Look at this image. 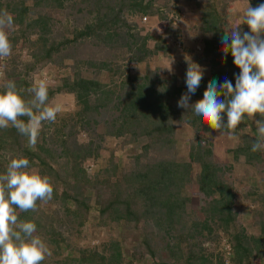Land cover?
<instances>
[{
    "label": "trees",
    "instance_id": "trees-1",
    "mask_svg": "<svg viewBox=\"0 0 264 264\" xmlns=\"http://www.w3.org/2000/svg\"><path fill=\"white\" fill-rule=\"evenodd\" d=\"M26 1L28 0L18 1L17 11L8 10L9 6L0 1V10L7 8L14 23L13 28L8 30L12 53L5 57L3 74L5 78L15 82L25 100L32 98L27 89L35 85L32 77L37 72L44 68L57 72L63 68L65 61L72 58L75 60V68L87 65L94 75L106 69V59L118 49H121L122 54H130L129 61L142 63L143 59L154 55L156 48L148 49L146 42L153 40L152 37H140L136 31L137 23L131 19L138 21L141 18L144 22V16L156 15L163 20L165 14L169 12V6L175 8L178 2V0H164L165 3L163 2L161 7H154L156 0H79L83 7L74 14L81 16L79 20H74L80 25L79 29L77 30L78 26H76L73 34L65 36L63 33H53L52 18L42 10L53 6V3L57 4L58 9H62L61 2L70 0H31V6H26L24 3ZM192 1L198 4V0H189L192 6H196L191 3ZM207 1L209 10L202 16L201 26L197 29L202 38L200 61L203 65L200 66L208 70L209 77L200 83L196 93L191 96L192 104L203 99V93L207 90L210 81L215 79L223 83L228 79L232 82L233 76L239 74L231 54L224 56L221 43V37L229 24L228 16L224 15L223 11H226L229 3L235 0ZM220 2L221 6L218 7L217 3ZM169 3L172 5H168ZM249 3L250 6L255 7L264 3V0H249ZM28 8H32L31 11ZM33 16H35L34 21L28 22ZM244 31H248L247 27ZM81 45L92 50H103L106 59L103 54L99 59L92 56L93 62L85 61L86 52H82L81 48L79 50L83 58L76 59V56L73 57V49ZM165 50L167 51V48ZM22 53L25 60L22 58ZM110 70L107 69L109 72ZM122 75L123 72L120 73V80L116 82L101 83L96 79L89 77L83 79L76 75L72 80L60 79L57 87L47 85L49 102L59 94H69L73 97L77 110L73 115L65 116L71 122L70 127H78L79 131L90 130L88 143L82 145L76 143L73 137V134H76L74 128L61 139H54L56 136L54 138L53 136L58 132L57 128H54V134H48L47 139L51 141L53 138V141L59 140V143L54 145L51 141L46 145L44 129L48 126L47 122H43L35 148L27 145V137L19 134L15 128L9 126L7 129H0V174L5 172L11 158L18 156L27 158L30 161V168L36 167L41 175L50 177L54 189L53 198L58 199L61 208L60 216L42 215L40 211L43 228H37L35 235L46 242L52 253L42 264H51L53 262L50 261L51 257L53 259L60 257L59 250L63 246L73 248L71 238L82 236L81 227L96 223L109 227L130 225L136 228L150 222L156 232L144 229L145 239L138 245L140 251H133L132 256L134 253L139 254V257L146 255L151 264H223L220 255L214 256L213 263L211 253L205 251L206 249L204 250L198 241L201 232L207 237L212 230L211 226L227 232L232 252L229 258L230 264H251L253 258L261 257V251L264 249V197L262 198L263 193L259 188L264 185V179L260 178L259 182H255L256 185L244 195V198L250 199L256 208L252 210V215L256 218L254 226L259 232L256 237L245 235L234 220L232 206L234 193L222 180L217 166H212L213 163L208 159L210 151L207 148L201 149L197 146L199 150L204 151L195 153L198 156L195 161L199 163L197 179L191 174L190 163L168 161L169 157L164 158V156L161 157L162 159H152L153 162L141 161L134 165V168L128 169L124 164L119 167L111 160L108 169H99L98 165L92 169L93 181L84 175L79 167L82 161L96 160L101 152L98 145L90 142L94 136L91 134L94 131L93 126L97 122L105 128L104 136H94L97 141H105L110 137L129 142L134 141L135 136L141 135L148 140V144L142 147L144 151L152 145L160 146L161 141L167 147L173 144L172 130L166 125L169 118L167 114H170V111L165 102L178 103L182 94L187 91L186 86L169 84L166 80L161 81L163 84L160 81L147 82L144 77ZM6 84L0 86V92L4 91ZM165 114L167 116L164 119ZM21 119L27 120L26 117ZM255 119L260 117L257 116ZM244 120L253 122V119L251 117L248 119L247 116ZM188 123L201 134L209 132L226 135L206 127V122H201V118L192 116ZM55 126L57 127L56 124ZM68 140L69 145H66ZM254 140H250V145ZM209 143L211 138L206 139L205 145L208 147ZM237 144L236 151L244 155V165L261 166L264 161V150L252 152L249 144L246 146ZM59 159L64 160L66 165L70 163V170L62 171L61 174L53 171L47 162L52 160L56 162L55 160ZM195 179L198 193L208 202L207 206L200 210L204 218L196 216L193 219L183 211L184 199L180 194L181 189ZM97 183L100 184V189ZM86 188L95 189L91 206L88 205L89 197H85L84 194ZM142 204H145L146 208ZM37 205L39 206V201ZM17 212L19 219L38 224L39 216L32 218L34 212H19V210ZM59 227H63L65 231ZM52 244L55 247L52 248ZM74 252L75 257L66 258L65 261L62 259V264L64 262L123 264L124 255L116 241L107 243L106 247L103 244L99 249L76 248Z\"/></svg>",
    "mask_w": 264,
    "mask_h": 264
},
{
    "label": "rangeland",
    "instance_id": "rangeland-1",
    "mask_svg": "<svg viewBox=\"0 0 264 264\" xmlns=\"http://www.w3.org/2000/svg\"><path fill=\"white\" fill-rule=\"evenodd\" d=\"M2 4L7 5L8 10L17 11L19 9V0H0ZM166 1V0H165ZM164 0H156L154 7H161ZM213 2V1H212ZM26 6H31V0L24 2ZM195 4L193 1L191 2ZM196 6H192L189 3V0H178L176 2V7L172 8L169 6V12L166 13L165 19L160 20L158 16H144L145 21L143 22L141 18L137 21L132 18L131 21L137 23L136 31L140 37L149 36L153 40H148L146 45L148 49L154 50V55L143 59L142 63H134L129 61L128 56L130 54H122L121 49L115 50L114 54L109 55L110 61L106 59L105 52L103 50L86 48L81 45L78 48L73 49V57L78 60L83 58L82 53H80L79 48L82 49V52H86L84 56L85 61L93 62L91 57H98L106 59L105 64H107L104 71L101 70L100 74L94 75L92 70L88 68L87 65L80 66L75 68L74 58L69 59L64 62L63 68L54 72L52 69H42L32 77L33 84H36L38 81H44L48 86L57 87L60 84V79L68 78L72 80L74 76L78 78L86 79H96L101 83H107L108 81H119L120 73L123 72L122 76L126 74L130 77L138 76L140 78L144 77L147 82H156V81H168L169 84H175L176 86H186V70L188 68L189 62L196 65H203L201 59L202 44L200 43L201 34L198 31V26H201L202 16L208 12L207 0H198ZM62 9L57 8V4L53 3V6H48L42 10V12L48 13L50 15L52 26H54L53 33H63L65 36L73 34L76 30L79 29L80 25H77L74 20H79L81 16H75L76 10L81 9L83 5L79 0H70L61 2ZM247 0H235L231 1L229 6H227L226 11H223L224 15L228 16V26L226 31L239 25L240 16L242 15L243 9L247 6ZM168 5H172L169 3ZM217 6H221V2L217 3ZM53 7V9H52ZM30 11L32 8H28ZM7 10V8H6ZM176 12H173V11ZM163 13V12H162ZM70 14V16H69ZM164 15V14H163ZM36 16V15H35ZM29 18L28 22L34 21V17ZM75 16V17H74ZM227 16H224L227 18ZM48 24V23H46ZM241 29L244 31L246 26L241 25ZM75 30V31H74ZM10 31V30H9ZM8 31V33H9ZM75 46V45H74ZM83 46V47H82ZM167 48V51L165 50ZM192 51V52H191ZM76 53V54H75ZM22 58L24 59V54L22 53ZM25 60V59H24ZM5 57H0V86L6 84L9 79L4 77L2 67L5 66ZM201 67V66H200ZM111 69L110 72L107 69ZM203 79L200 83H203V80H206L208 76V70L204 67ZM91 71H89V70ZM211 76V75H210ZM228 76V74H227ZM236 76V75H235ZM235 76H233L232 83L235 85ZM211 78V77H210ZM16 79V78H15ZM212 79V78H211ZM14 80V79H12ZM172 82V83H171ZM163 84V82H161ZM191 100H193L191 98ZM166 101V100H165ZM51 105L60 104L62 110L57 114L55 124L47 122L48 126L44 129V138L46 145H49L50 142L54 145L59 143V140L53 141L54 139H61L70 129L76 131V134H73V137L77 144L88 143L90 130H78V127L71 126V122L68 121L66 114H74L76 112V107L74 99L69 94H59L55 95L49 102ZM168 106L170 114L166 125L172 130L173 135V144L167 147L166 144L160 142V146L157 149L156 145L148 147L147 150H143V146L148 144L147 138L141 135L134 137V141H123L121 138L113 139L108 138L105 141H97L95 138L98 135L104 136L105 128L101 123H95L93 130L91 132L92 140L90 142L93 145H98L100 147V155L96 160L87 159L83 160L80 164V168L84 172V175L93 181L94 177L92 175V169L98 165L99 169L109 168V162L112 160L119 167H124L128 169L129 167L134 168V165L139 164L141 161L144 162H153L152 159H162L161 157L168 158V161H175L177 163H190L191 174L197 179L198 165L199 163L195 161L197 159L196 151L202 153L198 149L199 146L201 149L207 148L210 151V156L208 159L213 163L212 166H217L218 173L221 175L222 180L228 185L229 189L234 193L233 199V216L235 223L240 226L245 235H251L256 237L259 235V232L255 228L256 218L252 215V210H255L254 204L250 199H245L244 195L250 191L255 182H259L260 178L264 179V161L261 166L256 165L249 167L244 165V155L241 152H237L236 143L240 146L250 145L251 139H256V129L254 120L250 122L248 120H243L236 129L235 135L239 137V141H233L228 138L226 135H220L219 133H209L201 134L200 131H195L194 128L190 126L188 121L192 118V113L186 112L185 109L178 107V103L170 101L165 102ZM191 103V102H190ZM163 117L165 119V117ZM258 117H261L259 114ZM256 116V117H257ZM248 117V116H247ZM250 117H248L249 119ZM253 119V118H252ZM158 121V120H155ZM109 123V122H108ZM53 125V126H52ZM165 125V126H166ZM54 128H57L58 132L51 138V141L47 139L48 134H54ZM130 139V137L128 136ZM127 138V139H128ZM211 138V143L205 145L206 139ZM69 145V140L65 143ZM237 144V145H238ZM27 145L31 146L29 143ZM164 146V148H163ZM167 147V148H166ZM210 147V148H209ZM161 151H160V150ZM165 149V150H163ZM162 152V153H160ZM264 153V152H263ZM145 154V156H143ZM200 155V154H198ZM192 159V160H191ZM46 161V160H45ZM56 162L49 161V166L53 171H57L61 174L62 171L70 170L71 164L67 165L64 163V160H55ZM55 163V164H54ZM101 164V165H100ZM101 166V168H100ZM33 169L37 170L36 167ZM195 179V180H196ZM191 183L186 184L181 189V197L184 199L183 211L186 215H189L191 218L196 216H202L203 213L200 210L207 206V199H203V195L197 191V180ZM98 189L101 188L100 184L97 183ZM262 191L264 197V185L259 188ZM85 197L88 198V205L93 204L95 189L86 188L84 191ZM136 203V202H134ZM146 208L145 204H142ZM260 208V206H259ZM261 209V208H260ZM41 214H47L49 216H60L61 208L58 204V199L52 198L47 203L39 202L37 210L34 212L32 218L38 217L37 228H43L41 223ZM204 218V217H203ZM95 223V222H93ZM212 230L207 235L204 236V232H201L199 236V243L202 245L205 251H208L212 255V261L214 263L216 255H220L223 261V264H230L229 258L231 257V248L229 246V240L227 232H223L220 228L211 226ZM62 231H65L63 227H59ZM144 229L146 231L154 232V227L151 226L150 222L146 223L144 226H120V227H109L98 225H85L81 227V237H72L73 248L63 246L61 250V256L51 257V264H62V259L74 258L75 252L77 249H88L96 248L99 249L103 244L106 247V244L109 242H118V245L121 246V252L123 257V264H151L148 260V256L139 257L140 255L134 253L133 251L139 250V242L143 243ZM152 229V230H151ZM156 232V230H155ZM154 232V233H155ZM100 245V246H99ZM55 247L52 244V248ZM99 247V248H98ZM51 251V250H50ZM140 251V250H139ZM58 252V250H57ZM50 259V257H49ZM64 264H66L64 262ZM75 264V262H71ZM251 264H264V249L261 251V257H256L252 259Z\"/></svg>",
    "mask_w": 264,
    "mask_h": 264
},
{
    "label": "clouds",
    "instance_id": "clouds-1",
    "mask_svg": "<svg viewBox=\"0 0 264 264\" xmlns=\"http://www.w3.org/2000/svg\"><path fill=\"white\" fill-rule=\"evenodd\" d=\"M241 25L248 31H243ZM13 26L11 14L0 10V57L12 53L8 30ZM221 43L224 56L230 53L234 66L239 69L235 85L228 79L223 83L214 79L209 82L203 99L192 104L191 96L200 86L205 70L189 62L185 78L187 91L179 99L178 107L192 113L194 118H201L209 129L227 134L237 142L238 125L245 116L253 118L256 139L251 150H264V118L255 119L258 114L264 117V3L252 7L248 0L239 25L225 31ZM27 92L32 96L29 100L23 98L15 82H7L0 92V129L15 128L35 148L43 122L54 123L62 106L49 103L48 87L42 80ZM53 191L50 177L30 168L27 158L10 159L5 172L0 174V264H42L51 256L46 242L35 235L37 225L19 219L17 210L35 212L37 202L50 201Z\"/></svg>",
    "mask_w": 264,
    "mask_h": 264
},
{
    "label": "built area",
    "instance_id": "built-area-1",
    "mask_svg": "<svg viewBox=\"0 0 264 264\" xmlns=\"http://www.w3.org/2000/svg\"><path fill=\"white\" fill-rule=\"evenodd\" d=\"M144 20V19H143Z\"/></svg>",
    "mask_w": 264,
    "mask_h": 264
}]
</instances>
